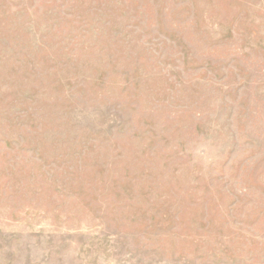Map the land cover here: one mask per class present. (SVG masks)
I'll return each mask as SVG.
<instances>
[{
    "label": "rangeland",
    "instance_id": "obj_1",
    "mask_svg": "<svg viewBox=\"0 0 264 264\" xmlns=\"http://www.w3.org/2000/svg\"><path fill=\"white\" fill-rule=\"evenodd\" d=\"M0 264H264V0H0Z\"/></svg>",
    "mask_w": 264,
    "mask_h": 264
}]
</instances>
